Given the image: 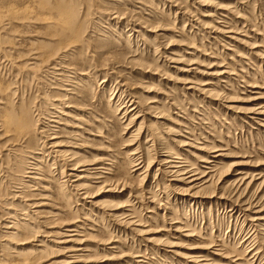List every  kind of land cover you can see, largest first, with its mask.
Wrapping results in <instances>:
<instances>
[{
  "label": "rangeland",
  "instance_id": "rangeland-1",
  "mask_svg": "<svg viewBox=\"0 0 264 264\" xmlns=\"http://www.w3.org/2000/svg\"><path fill=\"white\" fill-rule=\"evenodd\" d=\"M36 1L0 3V101L30 109L40 144L53 128L61 151L97 166L76 172L81 191L70 163L40 148L35 163L3 127L0 264H24L16 252L47 264H264V0H65L82 26L70 44L6 14L27 3L55 24ZM183 170L205 174L204 189L172 181ZM13 210L19 226L3 229ZM65 223L77 244H60Z\"/></svg>",
  "mask_w": 264,
  "mask_h": 264
},
{
  "label": "bare ground",
  "instance_id": "bare-ground-1",
  "mask_svg": "<svg viewBox=\"0 0 264 264\" xmlns=\"http://www.w3.org/2000/svg\"><path fill=\"white\" fill-rule=\"evenodd\" d=\"M9 1V0H8ZM71 1V0H70ZM16 2V1H15ZM73 2V1H72ZM75 2V1H74ZM0 3L2 4V5H6L7 4V0L5 1V0H0ZM24 4V3H23ZM73 4V3H72ZM1 5V6H2ZM8 5V4H7ZM15 5V4H14ZM13 4L11 5V6H8V8H6V11H7V13L6 14H8L9 15V17H12L11 18V21L14 19V20H16L17 21V23H19V24H26V23H28V24H31V23H33V24H41V22L42 23H44V24H46V27L49 29V30H52V32H53V35H55V36H57L58 38H60L61 39V41L62 42H66V41H68V40H78V38H79V36L82 34L80 31H81V29H80V24H81V22H80V24L78 23V16L77 15H75V12L73 11V9L72 8H70L69 7V5H70V2H67V1H65V0H54L53 1V3L52 4H49V2H48V0H37L36 1V5H35V3H34V5H35V7H36V9L37 10H39V11H43L44 10V12L45 11H47V13H49L48 12V10H53L55 13H56V17H57V19L55 20L54 19V21L56 22L55 24H58V25H60V27L59 26H55V24H53V22H52V20H53V18H50V19H46V18H38V17H34V16H32V15H34L37 11L36 10H34V7H32V9L30 10V8H29V5L26 7V5H27V3H26V5H22V6H25V8L24 7H20V4H19V7L17 8V7H15ZM33 5V6H34ZM87 6V5H86ZM7 7V6H6ZM73 7V6H72ZM78 10V9H77ZM1 12H2V10H0ZM1 12H0V14H1ZM51 12V11H50ZM2 14H3V12H2ZM52 15V14H51ZM2 16V15H1ZM7 16V15H6ZM76 16V17H75ZM51 17H53V16H51ZM3 18V17H2ZM4 19V18H3ZM33 19V20H32ZM10 21V20H9ZM30 21H31V23H30ZM59 22H60V24H59ZM84 22H85V20H84ZM12 23V22H11ZM10 23V24H11ZM8 25V24H7ZM6 26V25H5ZM82 27V26H81ZM83 31V30H82ZM11 33V32H10ZM84 33V32H83ZM6 34V33H5ZM222 35V34H221ZM7 37V36H6ZM81 38V37H80ZM15 40V39H14ZM11 41V40H10ZM18 41V40H17ZM41 41V40H40ZM79 41V40H78ZM78 41H76V42H78ZM8 42V41H7ZM69 42V41H68ZM67 42V43H68ZM38 43V42H37ZM33 44H35V43H33ZM39 44V43H38ZM68 44H70V42L68 43ZM19 45V44H18ZM47 46V45H46ZM45 48V47H44ZM49 48V47H48ZM22 50V49H21ZM56 50V49H55ZM56 51H58V50H56ZM34 52V51H33ZM10 53V52H9ZM28 53V52H27ZM50 53H51V51H50ZM30 54V53H29ZM55 54H57V53H55ZM33 55H35V58H36V55H37V59H36V62L39 60V58H40V54H39V52H34V54ZM44 55H46V54H44ZM49 55H52V54H49ZM48 55V56H49ZM34 57V56H33ZM41 57H44V56H41ZM47 57V56H46ZM46 60V58L44 59V61ZM52 60V58L49 56L48 58H47V60L46 61H48V62H50ZM40 61V60H39ZM38 61V62H39ZM26 65V64H25ZM24 65V66H25ZM40 65V64H39ZM53 66V65H52ZM51 66V67H52ZM64 66V65H63ZM27 67V66H26ZM28 67H30V66H28ZM39 67H41V66H38L37 64H33V66H31L30 68H28V69H33L34 70V68H36V69H38ZM25 68V67H24ZM47 68V67H46ZM55 68V67H54ZM56 69V68H55ZM49 70V69H48ZM47 72V71H46ZM47 73H49V72H47ZM69 76V75H68ZM47 77V76H46ZM56 78V77H55ZM45 79H47V78H45ZM11 82V81H10ZM72 84V83H71ZM76 84V83H75ZM9 89V88H8ZM70 89V88H69ZM69 91V90H68ZM45 92V91H44ZM16 94V93H15ZM52 97V96H51ZM1 98V97H0ZM16 98V97H15ZM4 99V98H3ZM22 99V98H21ZM132 99V98H131ZM22 101V100H21ZM21 101H20V103H21ZM130 102H134V101H131L130 100ZM129 102V103H130ZM8 103H10V102H8ZM6 101H5V103H4V101L2 102V101H0V105L2 106L1 108H4L5 109V111H6V113H5V116H3V117H5V118H7L8 117V115H10L9 116V120L10 121H5V118H3V120H1L0 119V132H1V130L3 129V127L5 128V132H3V135H11L10 133H12L13 134V138H14V142H18V143H26V144H28V146L30 145V144H32V147H31V149L33 148L34 150L32 151L31 150V152H30V149H29V152H28V155H29V153H30V155L31 154H33V155H35V156H32V159L35 161V163L37 162V160H39V162H41L40 161V157H39V155H42L43 153H41V152H39L38 151V153H41V154H34L36 151L35 150H38V148H40L41 150H43V151H45V150H47L48 149V153L49 154H47L46 155V157L47 156H53L52 157V159L55 161V159L56 158H62V160H65V162L67 163H70L69 165H66V167L68 166V173H70V175L68 174L67 176L68 177H70V176H73L74 177V179L76 178V181H74L73 182V184H74V186H75V188H77V189H79V190H84V191H86L87 190V185H84L83 183H81V181H83V179L85 178V176L86 175H77L76 174V172H78L79 171V169H80V171H79V173H81V174H86V173H90V172H94V171H90V168L88 169H86L85 167L86 166H97V164H94V163H96V161L95 162H92V163H89L88 165H87V163H86V165H83V162H82V164H80L79 163V161H76L75 159H76V152H71L70 151V153H68V151L66 150V151H61L62 149H61V147L63 146V144H62V142L61 141H59V139H60V137L59 136H57L58 134H56L55 132H53V128L51 129L50 128V130L52 131V134H50L49 133V135H46V136H44L43 138L45 139V141L42 143V144H40L41 142L39 141L40 140V138L39 139H35L34 137H32V136H34L32 133H31V130L32 129H30V128H32L33 127V125H34V127L36 126L35 125V123L37 122H39V123H41L40 122V120H38V121H35L34 120V118H33V115L31 114V112H30V109H25L24 108V104L22 105V104H20V105H18V106H14V105H11L13 102H11L10 104H8ZM134 104H135V102H134ZM133 104V105H134ZM10 105V106H9ZM30 105V104H29ZM136 105H137V103H136ZM28 106V105H27ZM132 106V105H131ZM134 107V106H133ZM58 109V108H57ZM56 109V110H57ZM134 109H135V107H134ZM133 109V110H134ZM9 110V111H8ZM61 110V109H60ZM133 110H131V111H133ZM136 110H137V108H136ZM8 111V112H7ZM58 111V110H57ZM59 112V111H58ZM128 112V111H127ZM9 113V114H8ZM57 113V112H56ZM137 113V112H136ZM139 113V112H138ZM62 114V113H61ZM52 115V114H51ZM137 115V114H136ZM137 116H140V115H137ZM38 116H36V118H37ZM40 117V116H39ZM38 117V118H39ZM48 117V116H47ZM55 117V116H54ZM53 117V118H54ZM141 117V116H140ZM57 118V117H56ZM135 118H136V116H135ZM134 118V119H135ZM40 119V118H39ZM49 119V118H48ZM133 119V120H134ZM45 120V119H44ZM50 120V119H49ZM136 121V120H135ZM44 123V122H43ZM55 123H56V121H55ZM60 123V122H59ZM132 123V122H131ZM140 123H141V120H140ZM139 123V124H140ZM134 124H136V122L134 123ZM142 124V123H141ZM42 125V124H41ZM44 125V124H43ZM46 126V125H45ZM50 126V125H49ZM51 127H54V126H51ZM42 128V127H41ZM47 128H49V127H47ZM55 128V127H54ZM41 130H44V131H46L47 132V130L46 129H41ZM50 130H48V131H50ZM56 130V129H55ZM36 131L38 132V130L36 129ZM44 131H42V133L44 132ZM140 132V131H139ZM2 133V132H1ZM40 133V132H39ZM48 133V132H47ZM46 133V134H47ZM1 135V134H0ZM3 135H1V137L3 136ZM43 136V135H42ZM42 136H41V138H42ZM8 137V136H7ZM33 138H34V140H33ZM43 138L41 139V140H43ZM7 140V142H9L10 141V138H9V140L8 139H6ZM28 142V143H27ZM6 143V142H5ZM35 148H37V149H35ZM40 150V151H41ZM134 152V151H133ZM37 153V152H36ZM47 153V152H46ZM78 153V152H77ZM28 155H26L27 157H28ZM67 155L69 156V157H67ZM43 156V155H42ZM44 156H45V154H44ZM31 157V156H30ZM46 157H45V159L44 160H46ZM169 157V156H168ZM44 158V157H43ZM165 158V157H164ZM24 159H28L29 160V158H23V160H22V162H21V165L23 166V165H27V163L25 162V160ZM31 159V158H30ZM42 159V158H41ZM78 159V158H77ZM135 159V158H134ZM105 160V159H104ZM57 161V160H56ZM59 161V160H58ZM161 161V160H160ZM201 161H203V160H201ZM33 162V161H32ZM46 162V161H45ZM206 162V161H205ZM38 163V162H37ZM47 163V162H46ZM51 163V162H50ZM54 163V162H53ZM67 163V164H68ZM99 163V162H98ZM111 163V162H110ZM151 163V162H150ZM166 164L165 165H167V163L168 164H172V162H168V160H167V162H165ZM177 163V162H176ZM209 163V162H208ZM32 164V163H31ZM163 164V163H162ZM178 164V163H177ZM206 164H207V162H206ZM28 165H29V163H28ZM33 165L34 166H32V165H30V168H26V170H34V168H40V165H39V167H36V166H38L37 164H34V162H33ZM62 165V164H61ZM99 165V164H98ZM100 165H102V164H100ZM105 165V164H104ZM104 165H102L103 167H104ZM160 165V164H159ZM63 166H65V165H63ZM112 166V165H111ZM171 166V165H170ZM206 166V165H205ZM1 167V166H0ZM24 167V169L23 170H25V166H23ZM26 167H29V166H26ZM106 167H107V165H106ZM135 167V166H134ZM173 167V166H172ZM171 167V168H172ZM175 167V166H174ZM180 167V166H179ZM178 166L177 167H175L176 169H180ZM60 168H62V167H60L59 166V171H61L60 170ZM83 168H85V169H83ZM94 168V170L96 171V173L98 172L97 170L99 169L98 167H93ZM92 168V169H93ZM107 168H109V167H107ZM195 168V167H194ZM206 168H208V167H206ZM63 169H64V167H63ZM62 169V170H63ZM26 170H25V172H26ZM37 170V169H36ZM39 170V169H38ZM57 170V169H56ZM65 170V169H64ZM67 170V169H66ZM100 170V169H99ZM107 171L108 170H106V173H107ZM177 171V170H176ZM207 171V170H206ZM33 172V171H32ZM32 172L31 171H29V172H26L28 175V177H36V175H35V172H37V171H35L34 172V174H32ZM39 172H40V170H39ZM52 172V171H51ZM63 172L64 171H62V172H59V173H62L63 174ZM103 172V171H102ZM109 172V171H108ZM164 172V171H163ZM25 173V174H26ZM53 173V172H52ZM52 173H50V174H52ZM158 173V172H157ZM175 173V172H174ZM201 173V172H200ZM40 174V173H39ZM76 174V175H75ZM94 174H95V172H94ZM99 174H101V173H99ZM103 174V173H102ZM172 174V173H171ZM33 175V176H32ZM35 175V176H34ZM38 175V174H37ZM97 175V174H96ZM95 175V176H96ZM26 176V175H25ZM72 177V178H73ZM24 178V177H23ZM95 178V177H94ZM31 179H34V181H37V178H31ZM30 179V180H31ZM205 179V174H203V175H201V174H199V172L197 173H192V171L190 172V171H181L179 174H177L176 176H175V178H174V180H172V181H176V182H181V184H183V185H187V187H188V189H187V191L186 192H189V193H191V190H196V189H202L203 187H204V185H207L206 183H207V181H205L204 180ZM54 180V179H53ZM52 180V181H53ZM86 180V179H85ZM242 181H243V179H241ZM33 181V180H32ZM61 181H63V180H61ZM241 182V181H240ZM21 183V182H20ZM19 184V183H18ZM67 184V183H66ZM244 184L245 183H238V185H236L235 187L237 188V189H239V188H241L242 186H244ZM246 186H248V184H246L245 185V187ZM233 187V186H232ZM244 187V188H245ZM71 188V187H70ZM123 188V187H122ZM231 188V187H230ZM44 189V188H43ZM204 189V188H203ZM45 190V189H44ZM110 191V190H109ZM193 192V191H192ZM21 193V192H20ZM78 193V192H77ZM87 193L86 192H84V194H79V195H81V196H85L84 197V199L85 198H87V197H89V196H87L86 195ZM192 195V194H191ZM80 196V197H81ZM87 196V197H86ZM197 196V195H196ZM243 196V195H242ZM16 197V196H15ZM14 197V198H15ZM196 198V197H195ZM256 198V197H255ZM45 199V198H44ZM82 199H83V197H82ZM42 201V200H41ZM252 201V200H251ZM237 202V201H236ZM259 202V201H258ZM258 202H256L254 205H253V208L254 207H256V205L258 204ZM35 203V202H34ZM33 203V205H35V206H32V207H35L36 209H35V212L37 213V214H41L42 212H39V208H40V211L42 210L41 209V207H43L42 205H44V204H41L40 203V201H38V202H36L35 204ZM243 205H244V209L243 210H245V211H250L249 209L252 207V202L251 203H247V201L246 202H244L243 203ZM18 206V205H17ZM16 206V207H17ZM111 206V205H110ZM115 206V205H114ZM19 207V206H18ZM17 207V208H18ZM17 210V209H16ZM16 210H13V212H12V215H9L10 217H9V219H12V220H14L15 222H10V226L9 225H7V226H5L4 225V228L3 229H15L14 227H18L19 226V224H20V219H18L20 216H18L19 215V213L21 212V210H18V211H16ZM116 210H118L117 208L115 209L114 207H113V209H112V211H116ZM262 211V210H261ZM117 212V211H116ZM257 212V211H256ZM34 213V212H33ZM255 213V212H254ZM9 214V213H8ZM37 214H35V216H37ZM114 214V213H113ZM117 214V213H116ZM21 215V214H20ZM255 215V214H254ZM111 216V215H110ZM117 217H119V216H117ZM121 217V216H120ZM119 217V218H120ZM257 217V216H256ZM259 217V216H258ZM257 217V218H258ZM113 218H115V215L113 216ZM257 218H254V219H252V220H250L251 222H255L256 221V219ZM263 218V217H262ZM261 218V219H262ZM121 219V218H120ZM119 219V220H120ZM116 220V219H115ZM122 220V219H121ZM127 220V219H126ZM132 220V219H131ZM130 220V221H131ZM258 221V220H257ZM256 221V222H257ZM264 221V220H263ZM23 224V223H22ZM69 224V223H68ZM68 224H64L63 226L65 227V228H67V229H64V234L63 235H61V241L62 242H60V244H70V243H76V241H78V240H75L74 239V237H76L77 236V234H78V232L74 229V228H77V227H72V226H68ZM126 224V223H125ZM127 224H129V225H131L130 224V222H127ZM133 224H135L134 222H133ZM132 224V225H133ZM66 225V226H65ZM76 225V224H75ZM74 225V226H75ZM21 226H23V228L25 229V230H30L31 231V229H30V226L28 227V224L27 225H25V224H23V225H21ZM62 229V228H61ZM78 230V229H77ZM13 235V234H12ZM36 234H34V236H35ZM79 242V241H78ZM57 244H59V242L57 243ZM77 244V243H76ZM106 244V243H105ZM72 246V245H71ZM75 246V245H74ZM81 246V245H80ZM79 246V247H80ZM1 247V246H0ZM39 247H42L43 248V250L46 248V247H44L43 246V244H41ZM77 247H78V245H77ZM3 248V247H2ZM72 248V247H71ZM4 249V248H3ZM82 249V248H81ZM75 250V249H74ZM74 250H72V251H74ZM76 251H80V250H76ZM68 252V251H67ZM82 252V251H81ZM36 253V252H35ZM35 253H31V254H27L26 252H16V255L15 256H17V258L19 257V258H21V259H24L23 260V262H24V264H47L48 262H45L44 261V258L42 257V256H39V257H37V256H35V255H32V254H35ZM39 252H37V254H38ZM73 257V256H72ZM72 257H70V258H72ZM192 257V256H191ZM190 258V257H189ZM75 260H76V258H74ZM78 259V258H77ZM192 259V258H191ZM194 259V258H193ZM200 259V260H199ZM198 259V261H203V260H201V258H199ZM71 260V259H70ZM197 260V259H196ZM195 260H193V262H194ZM70 262V261H69ZM72 262V261H71ZM192 262V261H191ZM74 263V262H73ZM196 263H198V262H196ZM65 264H70V263H65ZM72 264V263H71ZM200 264H205V263H200Z\"/></svg>",
  "mask_w": 264,
  "mask_h": 264
}]
</instances>
